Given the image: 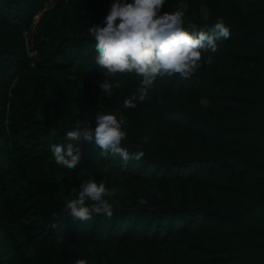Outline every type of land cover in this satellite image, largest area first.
Returning <instances> with one entry per match:
<instances>
[{
	"label": "trees",
	"instance_id": "trees-1",
	"mask_svg": "<svg viewBox=\"0 0 264 264\" xmlns=\"http://www.w3.org/2000/svg\"><path fill=\"white\" fill-rule=\"evenodd\" d=\"M47 1L0 0V264H264V0L161 8L183 11L189 30L222 19L230 35L188 77L158 76L135 107L123 101L141 75L100 87L88 24L106 23L111 0ZM37 14L30 56L23 32ZM109 110L140 158L76 137L78 163L59 164L50 145ZM86 179L113 190L111 216L67 214Z\"/></svg>",
	"mask_w": 264,
	"mask_h": 264
},
{
	"label": "clouds",
	"instance_id": "clouds-1",
	"mask_svg": "<svg viewBox=\"0 0 264 264\" xmlns=\"http://www.w3.org/2000/svg\"><path fill=\"white\" fill-rule=\"evenodd\" d=\"M165 0H111L110 10L104 16L106 23L88 24V32L95 37V61L106 69V79L100 85L105 93L112 91L114 81L109 76L118 73L141 75L139 95L126 97V107H135V100H144L157 77L179 73L188 77L199 67L202 52L215 51L217 40L227 38L230 33L222 19L205 29L184 25L181 10L160 12ZM124 121L112 111L100 112L95 116V125L85 119L78 120L69 127L65 142L59 140L50 145L55 160L62 165L75 167L79 151H73L76 137L91 140L101 149L102 156L119 157L126 163L129 159H139L142 152L130 153L121 145L126 136L122 128ZM75 199L66 204L67 214L80 220L90 219L94 214L111 216L112 205L107 196L113 190L95 179L82 181ZM141 203H146L143 198ZM75 264H87L85 259H77Z\"/></svg>",
	"mask_w": 264,
	"mask_h": 264
},
{
	"label": "built area",
	"instance_id": "built-area-1",
	"mask_svg": "<svg viewBox=\"0 0 264 264\" xmlns=\"http://www.w3.org/2000/svg\"><path fill=\"white\" fill-rule=\"evenodd\" d=\"M55 0H48L43 9L45 10L47 8H50ZM39 18V14L34 16V19L32 21V23L24 30L23 34H24V45H25V49L26 52L32 56L35 52L31 49V45H32V41H33V34L36 32V27H37V21ZM31 65H33V61L30 63Z\"/></svg>",
	"mask_w": 264,
	"mask_h": 264
},
{
	"label": "rangeland",
	"instance_id": "rangeland-1",
	"mask_svg": "<svg viewBox=\"0 0 264 264\" xmlns=\"http://www.w3.org/2000/svg\"><path fill=\"white\" fill-rule=\"evenodd\" d=\"M174 4L178 8L185 9L186 7H188V0H165V3L162 6V8L163 9L172 8V7H174ZM193 9H195V7ZM202 15H204V16L206 15V11L204 10V8L202 9ZM93 84L99 85V83H93ZM122 85L124 86V83L123 82H122ZM88 86H90V85H88ZM81 87L82 86L79 85L76 88H79L80 89ZM86 88H85V90H86ZM108 94H110V93H108ZM72 187H74V185H72Z\"/></svg>",
	"mask_w": 264,
	"mask_h": 264
}]
</instances>
